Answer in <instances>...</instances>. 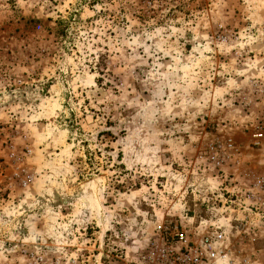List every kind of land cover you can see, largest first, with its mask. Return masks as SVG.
I'll use <instances>...</instances> for the list:
<instances>
[{"label":"rangeland","instance_id":"1","mask_svg":"<svg viewBox=\"0 0 264 264\" xmlns=\"http://www.w3.org/2000/svg\"><path fill=\"white\" fill-rule=\"evenodd\" d=\"M261 176L264 0H0V264H264Z\"/></svg>","mask_w":264,"mask_h":264},{"label":"built area","instance_id":"2","mask_svg":"<svg viewBox=\"0 0 264 264\" xmlns=\"http://www.w3.org/2000/svg\"><path fill=\"white\" fill-rule=\"evenodd\" d=\"M253 136L254 143L259 144L261 133ZM250 188L254 190L250 194L259 208L264 209V176L256 178ZM154 231L155 239L139 256L137 264H217L225 256L222 254L224 232L215 223L203 225L197 240L190 236L179 221L162 218Z\"/></svg>","mask_w":264,"mask_h":264}]
</instances>
